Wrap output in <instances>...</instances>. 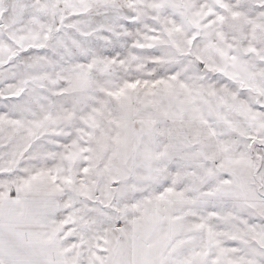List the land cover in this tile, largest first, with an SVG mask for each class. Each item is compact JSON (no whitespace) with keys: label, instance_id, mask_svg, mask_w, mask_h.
Returning a JSON list of instances; mask_svg holds the SVG:
<instances>
[{"label":"snow or ice","instance_id":"6c2138e0","mask_svg":"<svg viewBox=\"0 0 264 264\" xmlns=\"http://www.w3.org/2000/svg\"><path fill=\"white\" fill-rule=\"evenodd\" d=\"M0 264H264V0H0Z\"/></svg>","mask_w":264,"mask_h":264}]
</instances>
